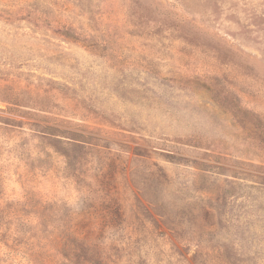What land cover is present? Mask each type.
Listing matches in <instances>:
<instances>
[{
    "label": "rangeland",
    "instance_id": "rangeland-1",
    "mask_svg": "<svg viewBox=\"0 0 264 264\" xmlns=\"http://www.w3.org/2000/svg\"><path fill=\"white\" fill-rule=\"evenodd\" d=\"M0 264H264V0H0Z\"/></svg>",
    "mask_w": 264,
    "mask_h": 264
}]
</instances>
